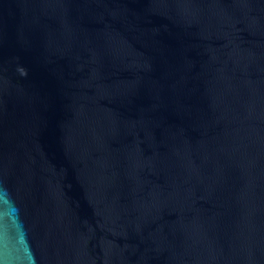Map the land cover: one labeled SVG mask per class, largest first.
<instances>
[{"label": "water", "instance_id": "95a60500", "mask_svg": "<svg viewBox=\"0 0 264 264\" xmlns=\"http://www.w3.org/2000/svg\"><path fill=\"white\" fill-rule=\"evenodd\" d=\"M0 264H264V0H0Z\"/></svg>", "mask_w": 264, "mask_h": 264}]
</instances>
